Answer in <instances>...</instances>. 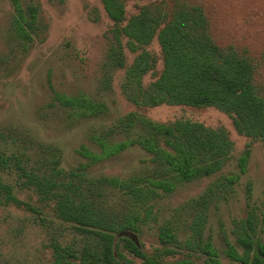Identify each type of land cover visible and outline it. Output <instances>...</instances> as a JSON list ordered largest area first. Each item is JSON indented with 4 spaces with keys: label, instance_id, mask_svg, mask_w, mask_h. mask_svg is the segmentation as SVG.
Returning a JSON list of instances; mask_svg holds the SVG:
<instances>
[{
    "label": "rangeland",
    "instance_id": "obj_1",
    "mask_svg": "<svg viewBox=\"0 0 264 264\" xmlns=\"http://www.w3.org/2000/svg\"><path fill=\"white\" fill-rule=\"evenodd\" d=\"M39 9V24L32 41L18 38L14 29V9L10 0H0V157L9 160L0 166V178L13 188L14 195L37 212L0 204V264H56L51 242L77 251L93 247L95 238L77 232L73 225L58 219L52 202L42 203L32 188L23 185L16 162L36 175L52 176L60 170L57 182L80 186L108 219L124 220L139 216L136 240L142 249L162 252L159 231L172 227L181 247L172 254H162L165 264L189 260L207 264L208 257L199 250L208 240L218 253L221 264H237L228 255V243L239 254L243 249L237 235L247 220L264 240V143L239 135L231 118L216 108L196 109L162 104L138 106L128 82V70L142 50L132 52L122 40L124 67L116 66L112 49H119L101 0H21ZM156 1V0H151ZM203 7L211 24L213 38L219 45L246 49L258 64L256 79L264 87V0H192ZM129 0L128 17L138 13ZM162 70V55L157 39L145 48ZM152 72L142 78L148 88ZM85 97L106 105L97 116L81 117L63 107L55 95ZM129 115L155 123L189 120L205 127L224 129L233 142V150L223 168L215 175L191 182L177 183L172 193L163 190L146 205L136 207L126 190L112 187L104 178L133 184L155 176L158 165L140 145H129L121 153L91 164L80 152L86 148L101 154L99 141L108 144L132 140L140 125L130 130L119 127ZM250 149L247 169L231 187H223L225 177L238 174V161ZM220 183H222L220 185ZM141 185H144L143 183ZM148 185V184H147ZM73 186V187H74ZM145 186V185H144ZM211 194L207 208L196 200ZM205 214L200 238L194 236L192 223L197 214ZM187 241L198 244L185 248ZM132 264L143 261L127 252Z\"/></svg>",
    "mask_w": 264,
    "mask_h": 264
},
{
    "label": "trees",
    "instance_id": "obj_2",
    "mask_svg": "<svg viewBox=\"0 0 264 264\" xmlns=\"http://www.w3.org/2000/svg\"><path fill=\"white\" fill-rule=\"evenodd\" d=\"M14 9V29L18 38L32 41L39 24L38 7L21 0H10ZM129 0H101L108 18L113 23L112 33L119 49H112L111 58L116 66L124 67L123 44L126 39L132 52L142 50L128 70V82L133 90V101L141 107L162 104L187 106L196 109L216 108L228 115L239 135L264 143V87L257 82L258 64L248 50H238L233 45H219L212 36L210 21L202 6L192 0H142L138 13L128 17ZM157 39L162 55V70L157 72L156 59L145 49ZM152 72L154 81L148 88L142 78ZM63 107H69L81 117H91L106 111V105L85 97L55 95ZM140 127L137 136L128 141L108 144L100 140L101 154L86 148L80 152L91 164L117 155L129 145L138 144L152 156V162L160 168L155 176L135 181L133 184L118 179L102 181L114 188L126 190L136 207L146 203L163 190L172 193L177 183L191 182L217 174L225 165L233 142L224 129L214 130L189 120L171 123H155L134 115L121 120L119 127L130 130L134 124ZM247 149L238 161V174L225 177L223 187L234 185L246 172L250 158ZM9 160L0 157L5 168ZM23 185L32 188L42 203L52 202L58 219L73 225L84 235L95 238L93 247L77 251L51 242L56 264H132L125 252L143 261V264H165L162 254H172L173 247H181L172 227L163 226L159 231L162 252L149 254L136 240L140 229L139 216L118 220L106 218L94 202L82 194L80 186L73 185V178L81 174L71 173V179L57 182L61 172L54 169L52 176L36 175L16 162ZM144 185H141V184ZM148 184V185H147ZM74 186V187H73ZM211 192L196 200L195 204L207 208ZM0 204L13 205L37 212L31 205L20 201L11 185L0 178ZM205 214H197L192 228L200 238ZM187 241L186 249L195 250L196 242ZM237 243L243 249L239 254L228 243V255L237 264H264V240L257 239L256 228L247 220L237 235ZM208 257L207 264H221L218 253L208 240L199 247ZM171 264H192L182 260Z\"/></svg>",
    "mask_w": 264,
    "mask_h": 264
}]
</instances>
